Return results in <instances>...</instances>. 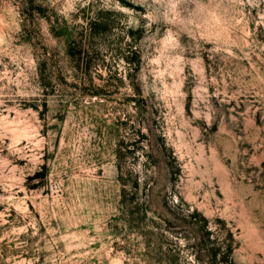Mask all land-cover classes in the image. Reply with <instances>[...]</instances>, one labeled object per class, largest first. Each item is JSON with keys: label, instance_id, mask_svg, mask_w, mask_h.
Listing matches in <instances>:
<instances>
[{"label": "rangeland", "instance_id": "rangeland-1", "mask_svg": "<svg viewBox=\"0 0 264 264\" xmlns=\"http://www.w3.org/2000/svg\"><path fill=\"white\" fill-rule=\"evenodd\" d=\"M0 264H264V0H0Z\"/></svg>", "mask_w": 264, "mask_h": 264}]
</instances>
